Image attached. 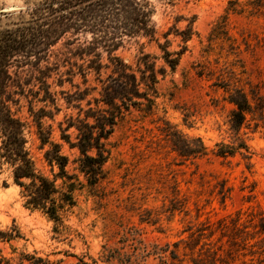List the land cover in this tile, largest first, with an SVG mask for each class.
<instances>
[{
  "label": "rangeland",
  "instance_id": "rangeland-1",
  "mask_svg": "<svg viewBox=\"0 0 264 264\" xmlns=\"http://www.w3.org/2000/svg\"><path fill=\"white\" fill-rule=\"evenodd\" d=\"M41 1L0 0V12L18 14ZM229 1L143 0L155 38L120 36L110 51L138 77L144 64L154 67L158 82L152 114L134 107L124 113L106 142L110 155L104 166L105 178L91 188L79 176L84 186L74 194L76 206L65 218L68 231L62 235L54 232V224L41 212L25 207L12 169L0 161V228L15 226L20 233L19 239L0 244L3 253L16 248L50 255L65 264L92 259L102 264V247L116 246L117 232L134 226L143 230L147 244L154 240L180 242L179 264H264V9L251 18L227 15ZM225 16L222 28L215 32ZM186 30L191 36L184 42ZM91 41L89 32L69 31L49 53V66L58 63V70L48 80L50 91L56 93L58 111L47 104L46 110L54 117L44 118L42 124L51 133L50 142L61 145V154L69 159V174L77 173L73 161L79 152L61 140L64 133L70 142H76L74 128L62 131L66 119L76 118L77 107L86 110L89 101L95 108L93 100L100 98L102 89L99 80L110 73L103 69L98 76L87 70L83 76L78 68H85L88 60L94 59L85 55L80 60L82 55H77L81 54L78 48L89 46ZM158 44L177 60L174 69L165 63ZM107 52L103 48L95 51L102 64L108 63ZM44 66L46 63H41L40 67ZM20 69L13 66L11 72L27 73V89L34 86L37 91L39 84L30 78L37 76L36 71L29 66ZM58 80L64 81L61 86ZM234 87L244 90L254 108L238 132L230 122L234 106L228 102L225 89ZM85 90L87 95L80 94L83 100L77 101L75 94ZM30 102L35 112L45 105L26 94L13 111L28 123L27 148L37 170L52 178L44 157L51 146H42L38 138L28 112ZM167 132L178 134L180 144L199 139L205 155L179 156L175 138ZM221 148L232 154L217 156ZM53 171L58 172L56 166ZM140 218H153L158 223L140 224Z\"/></svg>",
  "mask_w": 264,
  "mask_h": 264
},
{
  "label": "trees",
  "instance_id": "trees-1",
  "mask_svg": "<svg viewBox=\"0 0 264 264\" xmlns=\"http://www.w3.org/2000/svg\"><path fill=\"white\" fill-rule=\"evenodd\" d=\"M142 3L143 0H43L33 8L20 10L18 14L0 12V161L12 169L13 181L21 189L25 207L41 212L54 224V232L58 235L68 231L65 218L76 206L75 192L84 186L79 176H82L86 185L91 188L96 187L105 178L104 166L110 155L106 142L117 124L124 119V113L129 112L130 107L147 115L153 112L154 97L157 94L155 86L158 82L154 67L144 64L145 69L139 70L141 75L138 77L129 65L110 51L117 46L115 41L120 39V36L142 34L144 37L155 38V30L149 27L150 13L145 11L146 5ZM228 4L227 15H245L251 18L264 9V0L244 2L230 0ZM127 9L129 11H126ZM225 19L226 16L215 26V32L222 28ZM81 30L91 33L92 41L89 42V46L83 49L78 48L81 54L77 55H82L80 60H83L82 57L85 55L94 58L88 60L89 64L85 68L83 65L78 67L83 76H86L87 70L94 71L98 76L101 75L103 69L110 73L105 80H99L102 89L100 98L93 100L95 108L91 107V101H89L86 110L80 106L77 107L79 115L76 118L66 119L67 125L62 131L74 128L77 132L76 142H70L69 136L64 133L61 140L79 152V156L73 161L77 165L74 169L77 173L69 174L66 170L69 159L61 154V145L50 142L51 133L43 126L42 120L54 117L50 110H46L47 104L58 111L56 93L50 91L51 85L48 83L53 73L58 70V63L51 66L48 64L50 49L67 32ZM182 36L184 42H187L191 33L186 30L183 31ZM158 47L164 51L165 63L174 69L177 60L171 58V53L165 51L164 46L158 44ZM99 48L108 50L107 64H102L100 54H95ZM65 58L63 63L67 62ZM43 62L46 66L41 68L40 65ZM13 66L19 70L28 66L33 68L37 76L32 74L30 78L39 84L38 90L34 91V86L27 89L30 85L27 80L28 74L12 73ZM63 82L58 80L60 86ZM225 89L228 93V102L234 106L230 122L232 128L238 132L254 108L242 88ZM40 93L42 97L39 98ZM65 93L60 92L62 95ZM86 93L87 90L75 94L77 101H82L79 95L85 96ZM26 94L37 102L45 104L43 108L35 112L30 102L28 112L33 118L42 146L46 144L51 146V149L45 152L44 157L52 169V178L37 170L27 148L28 123L13 111V107L19 106L20 98ZM68 97L73 98L72 95ZM257 100L260 101V98ZM66 104H71L68 98ZM257 107L259 110L263 108L260 102ZM80 113L84 116L81 117ZM167 133H169L167 136L171 135L175 138L173 144L179 156L195 158L205 155L206 150L199 139H195L193 143L183 140L180 144L178 134ZM243 148L247 149L246 146ZM230 154L232 152L224 148L217 152V156L220 157ZM54 166L58 169L56 173L53 171ZM139 221L140 224L145 222L156 225L158 223V220L153 218H140ZM159 229L157 228L156 232H160ZM143 234L142 229L134 226L118 231L116 246L102 247L100 263L143 264L144 262H136L139 259L142 261L152 259L155 261L154 264L180 263V242L160 243L154 240L147 244ZM19 238L20 233L15 226L9 230L0 228V244H6ZM98 263L97 260L92 259V262L80 260L76 264ZM0 264L65 263L63 260H53L50 255L36 251H18L16 248H11L8 254L0 249Z\"/></svg>",
  "mask_w": 264,
  "mask_h": 264
}]
</instances>
